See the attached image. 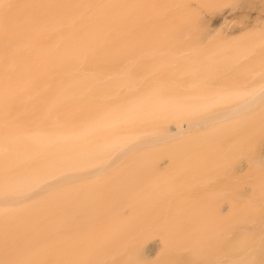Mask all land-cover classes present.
Segmentation results:
<instances>
[{
	"label": "bare ground",
	"instance_id": "1",
	"mask_svg": "<svg viewBox=\"0 0 264 264\" xmlns=\"http://www.w3.org/2000/svg\"><path fill=\"white\" fill-rule=\"evenodd\" d=\"M61 2L51 18L32 22L30 71L28 52L19 66L5 62L20 70L24 91L29 77L31 100L20 94L45 113L28 129L0 115V157L12 150L8 141L25 139L62 143L66 153L65 238L57 230L56 251L45 247L53 258L45 244L33 245L29 264H264V0ZM230 3L261 8L246 10L253 20L239 38L217 33ZM205 11L214 13V29ZM1 82L4 97L9 82ZM189 134L191 146L169 147ZM160 146L175 158L172 167L160 148L149 155ZM4 202L0 218L15 208Z\"/></svg>",
	"mask_w": 264,
	"mask_h": 264
},
{
	"label": "rangeland",
	"instance_id": "2",
	"mask_svg": "<svg viewBox=\"0 0 264 264\" xmlns=\"http://www.w3.org/2000/svg\"><path fill=\"white\" fill-rule=\"evenodd\" d=\"M60 3H62L61 0H60ZM241 5L242 4H240V5L239 4L238 5L237 4L232 5V3H230V5L227 4L225 6L226 9H230L232 7L233 9L231 8V10H232L233 14L231 13L229 15L230 17H228L229 19L226 20L227 22H225L226 23V24H224L225 26L222 25L221 26L222 28L220 27L217 30L218 31L217 33L222 31L223 33L227 34V36H229L232 39H233V37L234 38H239V37L244 36L245 34L248 33V29H246L247 31L244 30L246 32L241 30V28L242 29L245 28V25L246 26L250 25V23L253 20V17L248 15L247 11L248 12L249 11L250 12H257L261 8L259 6H253L251 8H249V7L247 8V7L243 6V5H242L243 6L242 7ZM60 9H61V5H60ZM54 12H55L54 0H5L3 2V5L1 6V9H0V17H1L0 18L1 19L0 20V35H2V36H0V55H1L0 60L1 59L2 60L5 59V61L1 60L0 63L5 64V62H7L9 64H13V65L15 64L16 66L17 65L19 66L20 65L19 63H22L21 60H22V57L24 55V54H21V53L28 52V53H26V55H27V57L30 56V52H29L30 50L28 51L27 48H29V43H31V40L33 38L32 34H31L32 32L30 33V31L33 30V23L32 22L35 21L36 19H41L42 18V17L37 18V15L39 16V15H42V14L43 15L47 14V16H49V18H51V16L54 14ZM205 12H207V14L205 13V15H208V17H209L208 20H210V22L211 21L213 22V19H211V18H212V16L214 17V15H213L214 13L213 12H212L213 14L211 12L208 13L209 11H205ZM209 14H211V15H209ZM210 16H211V18H210ZM212 22H211V24H212ZM237 24L242 25V26H239ZM243 25H244V27H243ZM31 27H32V29H31ZM214 27L215 26L212 24L210 28L214 29ZM232 27H233V29H232ZM234 27H236V29H234ZM26 28L28 29L29 33H28L27 30L25 31ZM22 29H24V30H22ZM228 29L230 31L232 30L231 32H234L235 34H231L230 33L231 35H229L228 33L230 31ZM238 30H240V31H238ZM235 31H237V32H235ZM51 34L52 33L49 34V38H50ZM23 35H25V36H23ZM40 39H44L43 36H41ZM22 40L24 42H22ZM48 40H49V43H51V40L50 39H48ZM27 41L29 43H27ZM18 43H21L20 46H19ZM23 43L26 44V49L24 51L21 49V45ZM11 49H13L14 51H12ZM17 50L18 51H22V52H20V54H19V52H17ZM2 54H3V57H2ZM4 54H6L5 57H4ZM7 55H10V56L8 57ZM13 55H14V57L15 56L17 57V58L15 57L16 61H14ZM26 55H24V56H26ZM6 56L8 58H6ZM23 58H24V60L27 61V59H25V57H23ZM59 58H60V61L58 62V68H57L58 70L61 69V54H60ZM10 59H12L11 62H10ZM30 59L31 58L28 59V61H27L28 63L25 62V67L24 68H25L26 71L27 70L30 71V69H31L30 65H31L32 62H31ZM29 61H30V64H29ZM7 63L5 65H2V66H4L2 69L5 71V76L4 77L8 76L9 78L6 77L7 81H6V79L2 78V82L1 81L0 82L3 83L4 87L6 86V83L9 82L10 84L9 83H7V84H8V87L10 88V91L9 92L3 91L4 97L0 96V101H1L0 102V104H1L0 108L1 107L4 108V105L2 106L3 103L6 104L5 105L6 107L3 110H2V108L0 109L1 117L3 119H4V117H6L5 118L6 120H10L11 119L12 121L10 120V123L12 122V127H16L17 126V128H18V126L22 127L21 125H23V124H26V126L23 125L22 128L28 127V125H27L28 122L33 123L30 120L34 121L35 124L43 123L44 120L42 119L43 121L41 122L40 118L45 113L44 110H43L44 108L42 109L41 107L40 108L38 107L40 109V111L43 112V114L40 115L41 114L40 111L37 112L38 110L37 111L34 110V109L32 110L29 107V106H31V108H32V101H30L31 100V96H30L31 93L29 91V90H32L31 89L32 87H31V83H30L29 77L26 76L27 78L24 79L26 87L28 88V89L24 88L25 90L27 89L26 91H24L23 88H22V86H23V80L22 79L23 78L19 77L20 70H18L19 72H17V71L15 72L14 68L17 69L18 67L12 66V65H11V67H9L10 66L9 64H8V66H6ZM47 64H48L47 69H48V71L50 73L52 71V67H54V65H52L51 62H49ZM12 69H14V70H12ZM8 70L10 72L13 71V77L14 78H15V76H14V74H15L16 76H18L19 79H21V82H22L21 85L16 83V80H14L13 77L10 74L7 75L8 74L7 73ZM26 71H25V73H26ZM60 73H61V71H60ZM3 79H4V82H3ZM41 80H43V77L41 78ZM11 81H13V82L11 83ZM21 82H19V83H21ZM19 86L22 88L21 91L19 89ZM11 88H14L16 90L12 89V92H13L12 93L11 92ZM17 90H18V92H17ZM22 91L24 92V95H26L27 97L30 98V100H29V98L24 97V95L22 94L23 93ZM27 91H28V93L25 94V92H27ZM20 92H22V93L20 94ZM12 94H14V95H16V94L22 95L20 97H22V98H24V100H26L25 103H24V100L22 98H21L22 99L21 101L20 100H18V101L23 103V106L26 105L29 108L25 107V109L27 108L25 110L22 107V104H20V102L18 104L17 101H16L17 105H16L15 102L12 103L14 100H16V97L17 98L19 97V95H16L15 99H11L10 100L11 97L14 98V95H12ZM7 96L9 98V99H7V101L9 100L10 102L9 101L6 102V97ZM37 96H39V95H37ZM41 96H43V95H41ZM53 96H54V94L52 93V91H48L47 92V98H51ZM20 97H19V99H20ZM39 97H37L38 99L34 98L36 103L40 99ZM45 97H46V95H45ZM45 97H44V99H40V100H42V101L46 100L47 98H45ZM3 99H5V101ZM2 101H3V103H2ZM26 102H31V103L28 106V103H26ZM35 102L33 101V103H35ZM11 103L13 105H11ZM39 103H40V101H39ZM9 105H11L12 107L9 106ZM38 108H36V109H38ZM61 109H62V106L58 109V112ZM29 110H31V112H29ZM33 111H36L37 112L36 114L40 115V116H38L39 118L36 117L37 115L34 114ZM23 112H25V113L23 114ZM63 112H64V109H62L60 113H63ZM63 114H65V113H63ZM58 115L60 116L59 117L60 119H63V118H61L63 116L62 114L58 113ZM10 116H12V117L10 118ZM13 117H15V118L17 117V119L20 120V124H18L19 120L16 121V120H14L15 118H13ZM35 117L37 118V120H36ZM48 119L52 120L51 116L47 117V119H46V122L51 124L52 121L50 122V120H48ZM13 121H14V124L16 122L15 125H13ZM21 122H23V123H21ZM31 125L33 126V124H30V126ZM30 126L28 128H30ZM28 128H26V129H28ZM192 131H193V129L192 130L191 129L187 130V133L192 132ZM196 131H198V130H196ZM190 134L193 135V133H190ZM190 134H189L190 138L188 139V137H187L188 140H186V137H184V140L182 138L180 140L178 139V142L180 141L179 143H177V140H176V143L174 141V143L172 145H170L169 147H172V148L175 147L176 149H180L181 146L183 145L182 147H184L185 144H186V147L188 145L191 146L193 141L191 140V136L192 135H190ZM192 137H194V136H192ZM192 139L194 140V138H192ZM15 141L16 142L8 141L6 143V145H8L9 148L12 146L11 147L12 150L10 149L11 151L8 152L9 154L8 153L3 154L0 157V168H1V170L3 169L2 171L0 170L1 171L0 172V204H2V203L5 204L4 201H6V204H10V205H13V207H15L11 211L12 214L10 213L9 215L4 216L3 218L2 217L0 218V230L2 231V234L0 235V239H1V241H0L1 247L0 248L2 249V250H0V259H1L0 260V264H3L4 261H6V264H8V262H9V264H29V262L32 263V261H33V259L31 258L32 254L30 255V258H31L30 260L28 258L29 254L31 252L33 253V251L35 250L34 248H37L40 245H44V244L46 245V246L45 245L43 246L44 249H45V247H48L50 245H51V247H53V244H54L55 245L53 247L54 249L50 247L51 249H53L52 251L54 253V250H55V247H56L55 241L57 240V238H59L57 235H59V233H60V239H64L65 238V234H66L65 232L67 230L66 225L64 223L67 221V219H66V212H67L66 211V205H67V198L69 196V191H67L66 183H65L66 153H65V148H64L63 144L62 143H57V142H40V143H38V141H35V143H34V141H30V140H27V139H25V140H15ZM181 141L182 142L184 141L185 144H183L184 142L181 143ZM23 142H24V144H23ZM195 143H197V142H195ZM27 144H28V146H27ZM48 145H50V147ZM157 145L159 146V144H157ZM44 146H45L46 149L44 148ZM58 146H59L60 149H57ZM27 147H29V148L27 149ZM42 147L44 148L45 151L46 150H48V151H46V153H45L44 150H41V149H43ZM14 148H16V150ZM158 148H160L161 151L158 150ZM166 148L167 147H165V146H163V147L160 146V147H156V151L154 149L153 150L151 149L149 151V155L152 156L151 158H153L156 155L154 153H157L159 151L158 154H159L160 159H164V158L165 159L166 158L169 159L168 161H170V162H168L167 165L172 167L171 165L172 164L174 165V163L176 161H175V158L172 157V155L170 156L168 154V152H167L168 149L166 150ZM175 148H173V149H175ZM29 150L31 151V153H30ZM42 151H43V153H42ZM40 155H41V158H40ZM53 156H54V158H53ZM244 174H246V173H244ZM235 181H238V179L235 178ZM222 182H221V185L223 184L226 187H230L231 188V185L229 186L227 182H224V180ZM16 184H18V185H16ZM20 185H21V187H20ZM227 189L231 190L232 188L231 189L227 188ZM73 192H75V191H70V195L73 194ZM23 193L24 194L26 193V194L24 195ZM78 196L76 195V198H78ZM16 198H17V201H16ZM11 199H12V201H11ZM57 227H59V229H57ZM57 230H59V233L57 232L58 234L55 233ZM55 234H57V235H55ZM7 238H8V240H7ZM12 239L14 241H12ZM29 239H30V242L32 244L29 242ZM58 241H61V240L58 239ZM25 242H26L27 245H25ZM4 243H5V245H4ZM60 243L57 244V245H59L58 246V250H57L58 252L59 251L62 252L59 249L60 248ZM30 244H31V246H30ZM33 245H35V247ZM15 246H16V248H15ZM50 248H47V249L50 250ZM11 249H12V251H11ZM40 249H43V248H41V246H40ZM47 249H45L44 252L45 251H48V253L51 252V251H49ZM20 250L21 251L23 250V252L21 253ZM9 253H11V258L12 259L10 258V254ZM40 253H43V251L40 252ZM48 253L46 252L47 256L50 255V257H52V256L54 257V254L52 252H51L52 255H51V253H49V254ZM7 254H8V256H7ZM13 254H15V256ZM55 254H56V252H55ZM47 256H46V259L48 258ZM6 258H8V259H6ZM52 258H50V259H52ZM51 261L49 260L48 262H51ZM48 262L46 264H51V263H48ZM4 264H5V262H4Z\"/></svg>",
	"mask_w": 264,
	"mask_h": 264
}]
</instances>
